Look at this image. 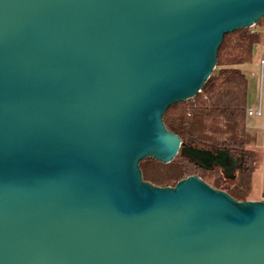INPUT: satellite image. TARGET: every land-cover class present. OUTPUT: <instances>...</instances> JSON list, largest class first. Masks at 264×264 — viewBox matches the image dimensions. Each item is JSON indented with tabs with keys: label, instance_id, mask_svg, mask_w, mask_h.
Wrapping results in <instances>:
<instances>
[{
	"label": "water",
	"instance_id": "95a60500",
	"mask_svg": "<svg viewBox=\"0 0 264 264\" xmlns=\"http://www.w3.org/2000/svg\"><path fill=\"white\" fill-rule=\"evenodd\" d=\"M261 19L264 0H0V264H264V200L140 168L196 149L164 114ZM219 161L199 164L233 178Z\"/></svg>",
	"mask_w": 264,
	"mask_h": 264
},
{
	"label": "trees",
	"instance_id": "16d2710c",
	"mask_svg": "<svg viewBox=\"0 0 264 264\" xmlns=\"http://www.w3.org/2000/svg\"><path fill=\"white\" fill-rule=\"evenodd\" d=\"M262 29L264 19L252 28L226 34L216 67L201 91L193 99L170 106L163 117L165 127L179 136L184 146H204L211 152L236 151L242 161L237 174L230 178L217 167L201 166L179 154L168 164L151 158L143 160L140 168L144 180L166 187L194 175L237 201L248 200L262 155L254 147L256 135L246 127L249 85L240 68L252 60L254 47L264 42ZM216 170L223 177L211 178Z\"/></svg>",
	"mask_w": 264,
	"mask_h": 264
},
{
	"label": "rangeland",
	"instance_id": "374dc122",
	"mask_svg": "<svg viewBox=\"0 0 264 264\" xmlns=\"http://www.w3.org/2000/svg\"><path fill=\"white\" fill-rule=\"evenodd\" d=\"M261 46H264V44H262ZM245 67V65H244ZM242 70H243V66H242ZM245 71V75H246V78L248 80V85L249 83H251V85H253V81H252V78L249 77L248 73H247V70H244ZM258 77V85H259V78H260V72H257V76ZM254 79V78H253ZM256 80V78L254 79ZM257 93H258V87H257ZM248 95H249V99L250 101L253 99L254 95H253V89H249L248 91ZM263 100H264V87H263ZM257 105H258V100H257V104L255 107H248V108H252L253 110L257 108ZM263 112H262V115L261 116H257L255 114L251 115V116H246L248 123H253L251 125H258V127L260 128V130H250L252 133H254L256 135V141H255V144H254V147H255V150L258 151L261 155H262V161L260 163V166L258 168V171L254 174L253 176V180H252V185H251V190H250V193H249V196H248V200H263L262 198V193L264 192V102H263ZM193 148H196V147H193ZM196 149H199V150H196ZM196 149H193V151L190 149V153H188L187 157L191 158V159H197L199 163L203 164V165H208V166H215V165H221V166H224V162L222 161H219L221 163H217V162H214L215 159L217 157H222V158H225V159H228V163L229 165H231V167H233V170L234 171H237L238 169L241 168V157L240 155L236 152V151H227V152H224L222 153V155H217L218 152L217 151H213L211 152L212 155L211 157H204L194 152L198 151L199 153H201V151H208L209 150L204 147V146H197ZM201 150V151H200ZM237 174V172H236ZM211 178H214L216 176H219V177H223V175H221V171L219 170H216V172H214L213 174L211 173L210 174ZM207 180H209L207 178Z\"/></svg>",
	"mask_w": 264,
	"mask_h": 264
},
{
	"label": "crops",
	"instance_id": "0c3cea01",
	"mask_svg": "<svg viewBox=\"0 0 264 264\" xmlns=\"http://www.w3.org/2000/svg\"><path fill=\"white\" fill-rule=\"evenodd\" d=\"M258 29H260V28H258ZM262 32H264V29H262ZM262 44H264V42L259 44V45H256L254 47L252 60L248 64H246L245 67L243 65V70H242V66L240 68L244 73H245L244 70H247L249 77H251V78L253 77L254 79L256 78V80H254L252 78L253 85H251V83H249V89H251V88L253 89V95H254V97L251 101H250L249 95H248L249 107H252V108L256 106L257 100H258V93H257V87H258V80L257 79H258V77H256V76H257V72H260V61H262V60L264 61V46H261ZM263 102H264V100L262 97V106H263ZM247 118H246V127L249 131L250 130L252 131L255 129L260 130V128L258 127L259 124L251 125L253 123L249 124L248 123L249 120H247Z\"/></svg>",
	"mask_w": 264,
	"mask_h": 264
},
{
	"label": "built area",
	"instance_id": "2783aa9c",
	"mask_svg": "<svg viewBox=\"0 0 264 264\" xmlns=\"http://www.w3.org/2000/svg\"><path fill=\"white\" fill-rule=\"evenodd\" d=\"M263 87H264V61H260V78L258 85V105L256 109L248 108L246 111L247 116H251L253 114L257 116H261L263 112L262 107V97H263Z\"/></svg>",
	"mask_w": 264,
	"mask_h": 264
}]
</instances>
